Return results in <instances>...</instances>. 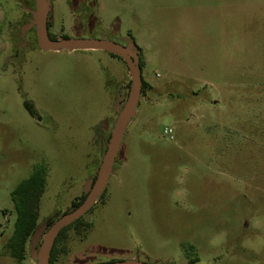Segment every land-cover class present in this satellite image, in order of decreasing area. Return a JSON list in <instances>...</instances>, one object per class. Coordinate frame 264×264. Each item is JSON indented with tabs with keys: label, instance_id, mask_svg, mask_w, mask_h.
<instances>
[{
	"label": "rangeland",
	"instance_id": "obj_1",
	"mask_svg": "<svg viewBox=\"0 0 264 264\" xmlns=\"http://www.w3.org/2000/svg\"><path fill=\"white\" fill-rule=\"evenodd\" d=\"M47 3L57 36L141 50L147 82L89 225L68 231L56 264H264V0H87L99 26L80 35L83 9ZM35 18L36 0H0V264H38L47 229L94 183L133 89L106 50L39 47ZM41 166L43 229L18 262L11 193Z\"/></svg>",
	"mask_w": 264,
	"mask_h": 264
},
{
	"label": "water",
	"instance_id": "obj_2",
	"mask_svg": "<svg viewBox=\"0 0 264 264\" xmlns=\"http://www.w3.org/2000/svg\"><path fill=\"white\" fill-rule=\"evenodd\" d=\"M37 40L41 47L45 49L60 50L68 49H102L121 57L128 65L132 77L133 89L128 101L125 103L123 110L113 128L106 153L100 165L99 172L94 183L91 185L84 201L75 209L69 211L59 219H57L47 229L44 238L41 242L38 264H50L49 255L51 246L57 234L68 224L84 215L94 203L96 197L104 187L105 183L112 172L114 166L122 133L127 124L128 119L132 114L138 96L142 87V69L140 65L139 53H136L132 48L123 45L107 38L95 37H57L51 38L48 29V3L47 0H36V18H35ZM90 186V184H89ZM88 186V187H89ZM42 227L37 229L34 235V242L39 237ZM100 264H154L144 262L139 259L128 260H113Z\"/></svg>",
	"mask_w": 264,
	"mask_h": 264
},
{
	"label": "trees",
	"instance_id": "obj_3",
	"mask_svg": "<svg viewBox=\"0 0 264 264\" xmlns=\"http://www.w3.org/2000/svg\"><path fill=\"white\" fill-rule=\"evenodd\" d=\"M71 9L81 11L83 9L84 17L79 18L76 16L75 28L79 35L81 32L98 27V19L87 7V0H67ZM88 11V12H87ZM83 14V13H82ZM51 21L48 19V29L51 38L56 39L57 36L50 31ZM64 38L69 37L63 35ZM36 38V37H35ZM37 44V38H36ZM113 54V53H112ZM115 55V54H113ZM117 56V55H116ZM140 65L143 74L144 56L142 51L139 50ZM142 85L145 87L147 82L144 81L142 75ZM35 113L33 107L31 108ZM46 188V168L44 166L38 167L34 170L31 176L23 180L11 193L12 201L14 203L16 220L13 235L7 243V251L10 256L18 262H22L26 257L27 245L30 238L36 233L40 218V202ZM86 196L75 198L68 211L78 207L85 199ZM89 223L84 220V216H80L67 226H65L55 237V240L50 249L49 261L50 264H56L57 257L60 252L59 244L64 240L68 231L71 228L81 230L83 227H88ZM100 264V263H97Z\"/></svg>",
	"mask_w": 264,
	"mask_h": 264
},
{
	"label": "crops",
	"instance_id": "obj_4",
	"mask_svg": "<svg viewBox=\"0 0 264 264\" xmlns=\"http://www.w3.org/2000/svg\"><path fill=\"white\" fill-rule=\"evenodd\" d=\"M48 1V0H47ZM56 2H57V0H55ZM48 19L51 21V27H50V31L52 32V26H53V22H52V15L50 16V14H49V16H48ZM53 33V32H52ZM54 34V33H53ZM56 35V34H55ZM63 35L64 34H62V35H56L57 37H63ZM37 45H39V43L37 44ZM127 46H129V44H127ZM39 47H41L40 45H39ZM41 48H43V47H41ZM45 49V48H44Z\"/></svg>",
	"mask_w": 264,
	"mask_h": 264
},
{
	"label": "built area",
	"instance_id": "obj_5",
	"mask_svg": "<svg viewBox=\"0 0 264 264\" xmlns=\"http://www.w3.org/2000/svg\"><path fill=\"white\" fill-rule=\"evenodd\" d=\"M165 133L171 135V137H172V136H173V135H172V133H173V128H166V129H165Z\"/></svg>",
	"mask_w": 264,
	"mask_h": 264
}]
</instances>
